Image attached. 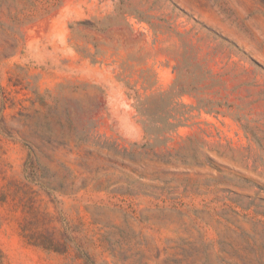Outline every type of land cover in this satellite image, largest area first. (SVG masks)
Here are the masks:
<instances>
[{
  "label": "rangeland",
  "instance_id": "obj_1",
  "mask_svg": "<svg viewBox=\"0 0 264 264\" xmlns=\"http://www.w3.org/2000/svg\"><path fill=\"white\" fill-rule=\"evenodd\" d=\"M0 264H264V0H0Z\"/></svg>",
  "mask_w": 264,
  "mask_h": 264
}]
</instances>
